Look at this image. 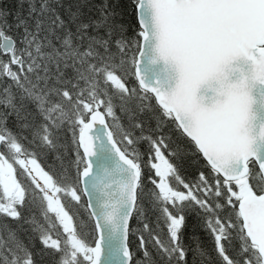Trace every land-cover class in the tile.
<instances>
[{
	"label": "snow or ice",
	"instance_id": "6c2138e0",
	"mask_svg": "<svg viewBox=\"0 0 264 264\" xmlns=\"http://www.w3.org/2000/svg\"><path fill=\"white\" fill-rule=\"evenodd\" d=\"M130 7H0V264H264V0Z\"/></svg>",
	"mask_w": 264,
	"mask_h": 264
},
{
	"label": "trees",
	"instance_id": "16d2710c",
	"mask_svg": "<svg viewBox=\"0 0 264 264\" xmlns=\"http://www.w3.org/2000/svg\"><path fill=\"white\" fill-rule=\"evenodd\" d=\"M94 2H99V0H94ZM116 2L120 4V8L118 10L120 11L122 15L123 20L128 25H130L132 29H135L137 26L135 22L133 21L132 15H131V12H132V9L130 7L131 0H116ZM0 7H3L12 12H15L17 8V0H0ZM147 116L148 114L146 113L143 117H141V119H144L146 122V131L151 130V128L154 127L156 124V121L154 119L149 120L147 119ZM122 123L126 124L127 121H122ZM145 148H146V145L142 144L139 150L144 151ZM53 160H54L53 156L49 155L47 157V162L49 164H52ZM198 170L206 171L203 164L199 163L196 160H188L182 166V175L187 181H194L196 179V173ZM185 242L190 245L199 243L204 248H206L210 253L213 249L214 245H213L212 237L205 230V228L203 227V222L201 218L195 212H192L189 214ZM137 255H141V254L137 253Z\"/></svg>",
	"mask_w": 264,
	"mask_h": 264
}]
</instances>
